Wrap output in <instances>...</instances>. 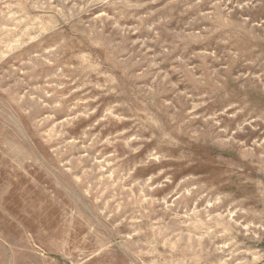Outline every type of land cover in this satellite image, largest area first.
Wrapping results in <instances>:
<instances>
[{
  "label": "rangeland",
  "instance_id": "obj_1",
  "mask_svg": "<svg viewBox=\"0 0 264 264\" xmlns=\"http://www.w3.org/2000/svg\"><path fill=\"white\" fill-rule=\"evenodd\" d=\"M0 264H264V0H0Z\"/></svg>",
  "mask_w": 264,
  "mask_h": 264
}]
</instances>
